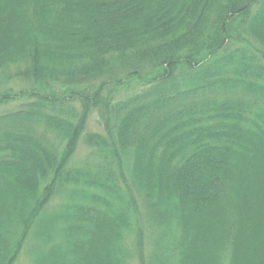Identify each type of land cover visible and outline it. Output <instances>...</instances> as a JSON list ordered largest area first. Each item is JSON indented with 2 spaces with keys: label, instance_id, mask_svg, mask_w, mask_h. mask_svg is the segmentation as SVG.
Wrapping results in <instances>:
<instances>
[{
  "label": "trees",
  "instance_id": "obj_1",
  "mask_svg": "<svg viewBox=\"0 0 264 264\" xmlns=\"http://www.w3.org/2000/svg\"><path fill=\"white\" fill-rule=\"evenodd\" d=\"M22 100L0 264H264V0H0Z\"/></svg>",
  "mask_w": 264,
  "mask_h": 264
},
{
  "label": "rangeland",
  "instance_id": "obj_2",
  "mask_svg": "<svg viewBox=\"0 0 264 264\" xmlns=\"http://www.w3.org/2000/svg\"><path fill=\"white\" fill-rule=\"evenodd\" d=\"M4 89V91H7L8 93H15V94H19L21 93L22 90L27 91V87L25 85H21L20 82L14 81V80H10L8 85H5L2 90ZM24 99V98H23ZM23 103H26L25 101H11L10 104L4 105V106H0V114L6 111H10V110H17L20 109L21 106L23 105ZM89 126H88V130L89 132H98L101 133L103 132V128L100 125V121H99V116L97 113H93L92 116L89 119ZM89 151L88 149L84 146L81 145L79 147V150L76 154L75 157V162H80V160H84L87 155H88ZM30 245H31V241L28 242L27 244V249L25 250V252L23 253L22 257L20 258V261L17 264H29L30 259H29V250H30ZM133 263H129V264H137L138 261L133 258L132 259Z\"/></svg>",
  "mask_w": 264,
  "mask_h": 264
}]
</instances>
